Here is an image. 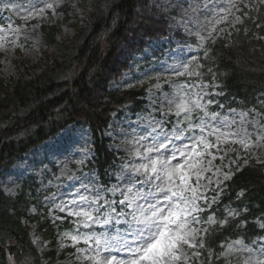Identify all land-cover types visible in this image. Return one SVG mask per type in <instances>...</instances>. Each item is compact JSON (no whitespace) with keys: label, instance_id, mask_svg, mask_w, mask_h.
<instances>
[{"label":"rangeland","instance_id":"obj_1","mask_svg":"<svg viewBox=\"0 0 264 264\" xmlns=\"http://www.w3.org/2000/svg\"><path fill=\"white\" fill-rule=\"evenodd\" d=\"M78 2L79 0H0V28L4 29L0 32V37H3L0 39V80H17L36 74L43 65V29L55 26L58 28V39L72 35L71 23L81 18ZM150 2L168 18L171 34L179 32L183 38L172 37L171 40L151 43L143 53L133 57L130 69L113 81L112 89L144 88L145 95L139 111L134 112V106L128 103L113 112L104 132L108 146L118 153V160L109 170V178L104 182L98 177L92 163L93 138L89 128L85 126H72L61 131L38 149L18 159L8 172L0 174V187L6 196L16 197L23 193L29 201L28 215L23 221L44 264H81L76 258V249L84 245L73 247L72 241L65 236V233L71 232L75 227L76 218L69 211L60 209L66 205L72 208L70 202L78 201L77 194L93 197L97 190H102L100 195L108 199L121 198L118 193L112 196L103 190L117 185V176L121 174L125 164L139 162L133 161V141L138 136L147 135L154 127H163L171 132L177 126L182 117L168 111V99L179 84L195 86L194 90L201 92L205 103L211 101L207 104L209 113H219L221 118L235 120L236 123L232 126L234 131L241 127V114H246L243 127L248 133L249 146L244 148L229 140L221 143L219 150H211L216 159L212 160L211 171L206 173L211 177V184L206 192L208 203L200 202L204 209L200 213L201 230L207 228L208 233L222 227L235 216L236 208H227L220 215L205 212L219 202L225 182L236 170L248 162H264V139L261 138L264 136V93L252 105L241 101H222L220 83L215 72L211 66L204 64L209 59L207 46L218 39H228L246 19L255 16L261 8L264 11V0ZM29 12L32 14L29 15ZM217 20L220 23H216ZM253 37L257 38L255 35ZM180 63H190L191 70L199 72V76L177 77L168 71L170 66ZM194 122L200 121L196 119ZM212 123L209 120V124ZM186 127V123L179 124V128ZM194 134L199 135V129L195 133L187 131L182 139L174 142L178 147L190 144ZM210 139L215 142L214 137ZM209 216L214 217L215 223H204ZM46 222L54 227L58 222H67L72 226L54 232L52 238L48 229L43 228ZM204 238L205 235L203 242ZM238 239L250 247H258L264 242V235L249 242L241 237L228 239L218 254L211 250L204 251L205 246L189 249L188 264H241L246 254L224 255L227 245ZM51 251L55 253L54 257L48 255ZM194 252H199V255L194 256Z\"/></svg>","mask_w":264,"mask_h":264},{"label":"trees","instance_id":"obj_2","mask_svg":"<svg viewBox=\"0 0 264 264\" xmlns=\"http://www.w3.org/2000/svg\"><path fill=\"white\" fill-rule=\"evenodd\" d=\"M78 10L81 18L71 23L72 35L58 39V28L43 29V65L36 74L0 80V174L30 150L75 125L89 128L94 164L99 176L105 177L116 160L103 136L111 114L127 103L134 106L133 111L140 110L145 95L144 88L112 89L113 81L151 43L183 38L179 32L171 34L168 18L150 0H79ZM262 38L261 8L228 39L207 46L209 59L204 64L215 72L222 101L252 105L264 93ZM28 206L23 193L10 198L0 188V264H44L23 221ZM227 208H236L235 216L205 235L204 251L218 254L228 239L241 237L249 242L264 235V162H249L237 170L225 183L219 202L206 214L220 215ZM49 224L43 228L52 238L54 232L72 226Z\"/></svg>","mask_w":264,"mask_h":264},{"label":"snow or ice","instance_id":"obj_3","mask_svg":"<svg viewBox=\"0 0 264 264\" xmlns=\"http://www.w3.org/2000/svg\"><path fill=\"white\" fill-rule=\"evenodd\" d=\"M168 71L177 77L199 76L190 63L170 66ZM194 89L193 85L179 84L168 99V111L182 117L171 132L154 127L133 141V161L139 162L125 164L117 185L103 190L112 196L118 193L120 199H108L97 190L93 197L77 194L78 201L70 202L72 208L66 205L60 209L76 218L75 227L65 236L73 247L84 245L76 249L81 264H188V250L204 247L203 235L208 229L200 227L204 211L200 202L208 203L211 177L206 173L216 159L211 150H219V145L229 140L244 148L249 144L243 127L246 114H241V127L234 131L236 121L209 113L207 104L211 101L205 103L201 92ZM196 119L200 122L195 123ZM181 123L187 127L179 128ZM197 129L200 134H194L190 144H175L187 131L195 133ZM204 223L211 225L215 219L209 216ZM234 253L246 254L241 264H264V242L250 247L238 239L227 245L224 255Z\"/></svg>","mask_w":264,"mask_h":264}]
</instances>
